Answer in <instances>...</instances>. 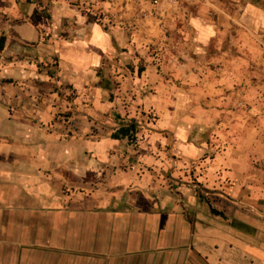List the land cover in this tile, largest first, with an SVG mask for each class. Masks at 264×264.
Instances as JSON below:
<instances>
[{
  "label": "crops",
  "instance_id": "obj_1",
  "mask_svg": "<svg viewBox=\"0 0 264 264\" xmlns=\"http://www.w3.org/2000/svg\"><path fill=\"white\" fill-rule=\"evenodd\" d=\"M71 1L52 0L50 26L0 0V264H264V164L239 145L249 119L228 135L223 98L172 100L165 69L138 67L141 24ZM117 4L88 10L116 18ZM211 8L190 19L196 52L220 31ZM241 14L261 26L264 0ZM131 123L132 139L116 136Z\"/></svg>",
  "mask_w": 264,
  "mask_h": 264
},
{
  "label": "rangeland",
  "instance_id": "obj_2",
  "mask_svg": "<svg viewBox=\"0 0 264 264\" xmlns=\"http://www.w3.org/2000/svg\"><path fill=\"white\" fill-rule=\"evenodd\" d=\"M97 1L72 0L71 4L83 7V12H92L91 19L95 21L107 18V23L134 22L128 24L132 32L134 24H141L143 40L140 50L136 48L142 59L139 69L145 64H151L157 74L165 69L163 79L170 83L165 93L172 100L184 91L190 100L207 103L206 109L210 110L211 105L215 107V99L223 98L226 102L219 108L222 107L221 113L230 119L219 127L231 135L230 131L234 132L231 119L248 118L249 129L239 145L249 149L254 163L264 164V24L256 25L253 14H241L245 2L251 0H115L118 3L116 13H119L116 18L100 8L88 10ZM252 1L258 3L260 0ZM27 2L34 6L33 16L36 14L53 26L49 11L52 0ZM211 7H215V21H219L220 31L215 42L207 44L204 51L196 52L199 48L189 22L193 15L200 12L203 15L202 11ZM49 33L70 35L63 26L53 27ZM217 144L222 148L221 142ZM208 197L212 207L215 197L211 194ZM212 211L219 213L215 209Z\"/></svg>",
  "mask_w": 264,
  "mask_h": 264
},
{
  "label": "trees",
  "instance_id": "obj_3",
  "mask_svg": "<svg viewBox=\"0 0 264 264\" xmlns=\"http://www.w3.org/2000/svg\"><path fill=\"white\" fill-rule=\"evenodd\" d=\"M5 38L1 37L0 41V49L4 46ZM137 131V125L135 123H131L129 125H124L119 129V133L116 136L120 137H129L132 139Z\"/></svg>",
  "mask_w": 264,
  "mask_h": 264
}]
</instances>
